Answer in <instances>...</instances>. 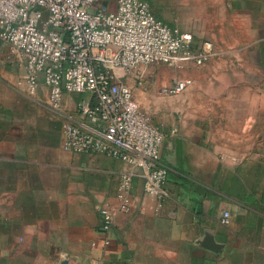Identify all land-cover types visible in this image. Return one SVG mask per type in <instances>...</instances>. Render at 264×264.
<instances>
[{
	"label": "crops",
	"instance_id": "0c3cea01",
	"mask_svg": "<svg viewBox=\"0 0 264 264\" xmlns=\"http://www.w3.org/2000/svg\"><path fill=\"white\" fill-rule=\"evenodd\" d=\"M174 3L199 21L180 30L215 53L183 68L185 91L144 109L165 134L169 175L162 196L136 177L128 211L117 197L125 161L65 149L43 74L31 91L24 56L0 39V264H264V0ZM78 98L64 93L65 112Z\"/></svg>",
	"mask_w": 264,
	"mask_h": 264
},
{
	"label": "built area",
	"instance_id": "2783aa9c",
	"mask_svg": "<svg viewBox=\"0 0 264 264\" xmlns=\"http://www.w3.org/2000/svg\"><path fill=\"white\" fill-rule=\"evenodd\" d=\"M0 39L24 56L31 91L43 74L51 108L65 117V149L125 161L118 210H129L136 177L146 193L164 194L169 175L161 156L165 134L124 77L141 65L201 66L214 55V41L175 30L148 0H0ZM192 83L190 77L175 78L161 94H181ZM67 91L79 95L75 113L65 112ZM100 215L101 229L109 233L114 212L103 207ZM221 221L230 224L231 213L225 211Z\"/></svg>",
	"mask_w": 264,
	"mask_h": 264
},
{
	"label": "rangeland",
	"instance_id": "374dc122",
	"mask_svg": "<svg viewBox=\"0 0 264 264\" xmlns=\"http://www.w3.org/2000/svg\"><path fill=\"white\" fill-rule=\"evenodd\" d=\"M165 1L167 0H156L155 5L156 7H164V14L167 15L168 18L163 20L175 30H180L182 28L186 29L185 26L194 22H199L188 18L191 16V5L175 4L174 2L176 0H170L169 4H164L163 2ZM196 6L201 8L205 5ZM177 7H183L184 9L182 12H178L175 11ZM186 8L188 11H186ZM185 72H187L186 69L180 67H171L166 64H148L141 65L137 69L126 74L124 79L132 87L135 98L140 106L151 112V110L153 111L157 108L159 100L164 98L161 94V87L175 78L189 77Z\"/></svg>",
	"mask_w": 264,
	"mask_h": 264
}]
</instances>
